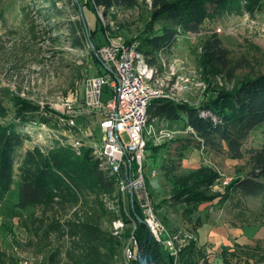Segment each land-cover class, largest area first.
Instances as JSON below:
<instances>
[{
    "label": "rangeland",
    "instance_id": "374dc122",
    "mask_svg": "<svg viewBox=\"0 0 264 264\" xmlns=\"http://www.w3.org/2000/svg\"><path fill=\"white\" fill-rule=\"evenodd\" d=\"M47 3L46 0H0V94L5 95L1 99L2 105L7 120L14 119L16 101L28 102L36 108L35 124L21 125V131L27 135L24 149L35 148L45 155L66 146L76 156L84 149L93 153L102 137L99 120L94 115H80L75 126L70 128L62 120L63 114L68 106L75 108L82 104L89 78L106 72L95 46L100 48L107 37H112L139 47L150 17L149 6L142 4L135 9L106 13L99 11L92 0H61L57 4L61 16L46 18ZM239 5L233 10L217 8L212 19L205 20L204 30L199 34L179 32L172 53L160 57L161 71L148 68L144 56L138 52V72L163 94L153 102L169 101L199 107L214 95L231 91L238 79L264 75V0H239ZM77 21L82 23L84 31L80 47L72 45L70 34L71 26ZM160 26L161 23H155L154 30ZM212 33L217 34L223 46L231 51L233 61L242 65L231 79H227L202 50V42ZM110 97V90L104 87L102 101L106 102ZM42 118L46 122L40 121ZM150 123L157 131L172 132L168 138L149 139L142 175L157 218L161 222L165 217L174 230L169 235L161 222L164 231L159 240L151 236L150 239L162 241L164 249L175 261L190 241H194L204 258L199 264L203 261L206 264H264L262 201L242 197L232 190L227 192L229 184L246 173V159L230 161L193 146H186L181 151L176 139H193L182 121L166 127L164 122L150 117ZM263 139L264 126H261L250 134L245 149L260 148ZM198 169L204 173L205 179H201L210 180L212 184L204 188L203 193L218 195L215 199L218 204L205 207L201 213L195 212L189 224L182 219V206L176 210L159 207L168 197L174 178L190 177ZM137 171L138 166L132 162L125 172L135 177ZM194 180L190 177L185 185L203 186L202 180ZM18 181L17 176L12 195L0 204V264H87V254L82 257L85 259L82 262L76 250H69L68 231L78 228L82 222L87 223L88 218L101 231L121 241L120 260L114 258L113 264L135 261L133 264H138L139 257L145 253H141L136 241L135 259L128 263L125 257L132 235L123 238L124 231L134 230L135 224L133 221L129 226L125 225L123 219L131 218L128 207L134 200L139 207L132 191L121 194L116 189L114 200L100 197L99 202L93 203L94 196L91 195L88 204L54 200L21 211L15 208ZM223 181L228 183L223 185ZM112 214L116 219L108 222ZM193 223L200 225L195 232H192ZM52 227L56 229L54 232ZM168 240L176 254L166 245ZM222 248L227 251L221 256Z\"/></svg>",
    "mask_w": 264,
    "mask_h": 264
},
{
    "label": "trees",
    "instance_id": "16d2710c",
    "mask_svg": "<svg viewBox=\"0 0 264 264\" xmlns=\"http://www.w3.org/2000/svg\"><path fill=\"white\" fill-rule=\"evenodd\" d=\"M58 1L61 0H46V18L61 16L57 8ZM92 1L95 7H102L106 13L118 9L131 10L142 4L149 6L150 17L145 24V36L140 39L137 52L144 56L148 68H158L160 71V57L172 53L179 32L199 34L204 30L205 20L212 19L218 11L217 8L233 10L240 6L239 0ZM157 22L161 23V26L155 31L154 24ZM56 28L59 29L54 26V29ZM70 34L73 37L72 45L80 47L84 36L82 23L77 21L73 24ZM95 47L98 50L99 47ZM201 47L209 61L224 72L227 79H231L234 71L242 66L233 61L231 51L223 46L217 34H210ZM4 96L0 94V204L5 203L12 195L17 176L19 181L15 208L21 211L40 207L54 200L88 204L91 202V195L94 196L93 203L99 202L100 197L114 200L117 189L115 177L99 170L98 161L93 159L88 149L82 150L77 156L66 146L58 147L45 155L35 148L24 149L27 135L21 131V125L35 124L36 108L28 102L16 101L14 119L7 120V112L1 101ZM149 115L164 123L180 120L185 128L190 127L193 130L192 140L176 139L181 151L185 150L186 146H193L204 153L221 155L230 161L246 159V173L230 183L227 192L232 190L245 198L260 199L261 225L264 227V139L260 148L245 149L250 134L264 126V75L238 79L231 91L220 92L199 107L154 101L150 106ZM40 121L46 122L43 118ZM203 174V170L198 169L190 177L202 180ZM186 177L179 176L170 182L168 197L161 202L159 208L176 210L178 206H182V219L191 224L192 216L197 212L199 205L215 200L218 195L203 193L204 188L212 185L210 180H202L203 186L196 183L185 185L190 178ZM128 208V216L131 218L126 216L123 222L129 226L134 221L135 228L125 230L123 238L132 235L139 243L141 253L148 251V264H199L200 260L204 259L201 249L195 246L194 241H190L175 261L164 249L162 241H149V231L135 200ZM115 219L116 216L112 214L108 222ZM88 220L89 218L87 223L82 222L78 228L68 231L69 250H76L82 262L85 260L82 257L87 254V264H113L114 258L119 261L123 247L121 241L108 232L101 231ZM161 220L168 234L174 233L168 220L165 217ZM198 226V223H193L192 232H195ZM51 229L53 232L56 230L54 227ZM60 231L63 232V229ZM86 246L87 249H83ZM226 251L227 248H222L221 256ZM70 259H73L72 256ZM202 264L206 263L203 261Z\"/></svg>",
    "mask_w": 264,
    "mask_h": 264
},
{
    "label": "built area",
    "instance_id": "2783aa9c",
    "mask_svg": "<svg viewBox=\"0 0 264 264\" xmlns=\"http://www.w3.org/2000/svg\"><path fill=\"white\" fill-rule=\"evenodd\" d=\"M98 9L104 11L102 7ZM97 56L106 67L105 74L87 80L82 104L75 108L68 106L62 120L70 128L75 126L80 115H94L99 120L102 137L100 145L94 148L93 159L98 161L99 170L115 177L119 193L131 190L135 194L150 236L159 240L164 228L149 201L142 162L149 139L159 140L172 135L166 129L157 131L150 123L151 103L163 94L138 72L139 55L135 44L107 37ZM104 87L111 92L110 100L106 102L102 101ZM186 132L194 137L190 127ZM132 162L138 166L135 177L125 172ZM227 183L222 182L223 185ZM130 238V247L125 249L128 263L135 259L137 250L136 240L133 236ZM166 245L176 254L171 240L166 241Z\"/></svg>",
    "mask_w": 264,
    "mask_h": 264
},
{
    "label": "crops",
    "instance_id": "0c3cea01",
    "mask_svg": "<svg viewBox=\"0 0 264 264\" xmlns=\"http://www.w3.org/2000/svg\"><path fill=\"white\" fill-rule=\"evenodd\" d=\"M176 123H178V121H173V122H166L165 123V125H166V127H168V126H171L170 124H176ZM182 124V123H181ZM182 126H183V124H182ZM175 127V126H174ZM171 128H173V126L171 127ZM176 128V127H175ZM217 201V200H216ZM216 201L214 200V201H211V202H206V203H203V204H201V205H199V207H198V210H197V214L200 212H202L203 211V209H205V207H207V206H211V207H213V206H215V204H218V201H217V203H216Z\"/></svg>",
    "mask_w": 264,
    "mask_h": 264
},
{
    "label": "water",
    "instance_id": "95a60500",
    "mask_svg": "<svg viewBox=\"0 0 264 264\" xmlns=\"http://www.w3.org/2000/svg\"><path fill=\"white\" fill-rule=\"evenodd\" d=\"M131 191V190H130ZM130 201L132 202L133 200H132V195H131V192H130ZM151 238V237H150ZM149 238V241L151 240ZM147 259H148V251H146L144 254H143V256L142 257H139V262H138V264H147Z\"/></svg>",
    "mask_w": 264,
    "mask_h": 264
}]
</instances>
